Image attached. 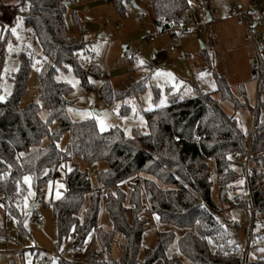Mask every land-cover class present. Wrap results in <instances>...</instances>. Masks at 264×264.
<instances>
[{"label": "trees", "instance_id": "obj_1", "mask_svg": "<svg viewBox=\"0 0 264 264\" xmlns=\"http://www.w3.org/2000/svg\"><path fill=\"white\" fill-rule=\"evenodd\" d=\"M79 1L16 0L13 7L0 1V8L11 16L10 23L18 15L23 19L44 56L35 73L40 103L24 102L32 69L26 54L21 55L13 94L0 100V206L5 219L15 223L13 236L3 226L0 237L8 243L17 241L20 234L28 236L24 177H31L35 200L43 204L48 183L54 184L59 168L70 164L60 196L54 199L52 194L47 203L57 224L59 244L73 242L72 258L63 257L60 249L52 257L58 264H183L177 255H168L178 229L184 232L178 241L179 252L191 264H264V256L254 253L249 257L255 240L247 238L242 246L238 228L226 218L223 207L228 203L244 209L246 224L256 220V211L264 214V120L259 119L264 103L259 100L254 111L234 98L224 78L215 74V92L222 99H231L236 107L255 113L248 142L237 120L224 112L214 93L196 88L190 98L168 91V104L143 112L146 130L133 129L132 136L119 128L101 132L94 120L71 122L67 97L72 89L56 80L58 70L73 68L87 87L91 86L89 76L102 79L99 67L87 69L79 60L87 42L68 34L67 5ZM105 1L120 17H126L129 8L139 10L143 2ZM149 1L153 25L164 29L179 22L190 5L189 0ZM73 21L82 32V21L75 14ZM7 38L8 33L0 35V67ZM145 87L144 81H139L118 90L105 80L99 92L108 102L138 101ZM263 91L264 59L259 70V96ZM41 108L49 112L45 121ZM53 123L57 127L51 130ZM65 133L69 142L61 150L58 143ZM45 138H49L47 144L43 143ZM210 160L214 162L221 205L212 196ZM242 179L248 198L230 201L222 196L226 188L234 189ZM102 199L112 222L109 230L98 225ZM156 224L165 229L158 231L154 245L142 252L144 234ZM248 230L245 227V234ZM249 233L254 235L252 230ZM88 238L91 242L86 245Z\"/></svg>", "mask_w": 264, "mask_h": 264}, {"label": "rangeland", "instance_id": "obj_2", "mask_svg": "<svg viewBox=\"0 0 264 264\" xmlns=\"http://www.w3.org/2000/svg\"><path fill=\"white\" fill-rule=\"evenodd\" d=\"M0 1L9 7L16 4V0ZM189 3L194 7L192 16L194 22L207 25L208 30L202 38L193 33L179 31L173 34L168 28L159 32L150 17L149 0H143L139 10L129 8L126 17H120L113 6L105 0H80L76 4H68L66 12L68 34L71 38L87 42L86 49L80 52V62L82 61L87 69L99 67L102 70L101 80L94 75L88 77L90 87L81 83L73 68L58 70L56 80L72 89L67 97L69 102L67 114L70 121L77 123L94 120L101 132L119 128L126 136H132L133 129L146 130L143 112L168 104V91L179 94L181 98H190L194 96L196 88L202 93H214L224 112L237 120L238 127L243 133L250 134L255 122V113L242 106L236 107L233 100L222 99L215 92L216 74L224 78L232 95L239 102H246L254 111L259 100L264 103V91L259 96L256 78L258 76L257 73L253 74L256 70L252 67L255 44L246 39L245 28L229 16L236 6H247L248 0H189ZM74 14L82 21V32L74 24ZM138 15L144 16L141 22L136 20ZM86 17H89L90 21H85ZM10 18L11 16L0 8V21L3 23L0 25V35L8 33L3 64L0 67V98H2L0 100L4 101L13 94L14 77L21 66V55L26 54L32 61V69L24 102L40 103L35 88V73L44 59L43 53L36 43L33 32L24 25L23 19L18 15L10 23ZM117 26H120L119 31H116ZM13 28L16 29L15 34ZM147 29L156 36L154 42L147 40L145 35ZM109 34L112 35V40L106 41L105 38ZM170 46H173L175 51H170ZM125 47H129L128 52H124ZM257 48L264 49V44L260 40L257 41ZM105 80L118 90H123L130 83L139 81H144L146 87L139 95L138 101L118 99L108 102L99 92L100 84ZM154 91L157 95L155 100ZM124 108L126 110L122 112ZM48 115L49 112L41 108L40 116L44 121ZM259 119L264 120V106L259 110ZM101 124L104 125V130H101ZM56 127L57 124L53 123L50 129ZM48 142L49 138L43 140L44 144ZM68 142L69 134L65 133L58 147L65 150ZM100 166L105 167V164ZM209 166L213 182L212 196L215 202L221 205L220 188L212 160L209 161ZM66 169L70 170L71 165H64L57 171L52 189L54 199L60 196V191L64 188ZM25 177H29L28 182L24 180L26 195L23 202L24 210L28 213L25 221L28 236H24L23 239V235L20 234L17 241L8 243L0 237V241L4 242V245L0 246V264H35L38 259H46L45 264H58L56 259H52V255H55L58 249L66 259L72 258L74 255L71 254L72 240L59 244L57 224L51 209L43 208L41 203L35 200L31 177L28 175ZM91 179L96 185L97 179L94 173L91 174ZM46 190L48 191V187L44 189L45 194ZM225 191L226 197H234L238 201L249 197L243 179L234 189L228 187ZM35 202L36 208L45 216L43 223L34 219L33 211L30 210L32 203ZM223 207L226 218L238 228V241L242 246H245L249 232L252 230L254 235L251 234V238L255 241L253 250L248 251L249 257L253 258L254 253L264 256V214L256 211V220L246 224L244 209L228 203H223ZM98 225L105 230L112 228L104 199L100 202ZM3 226L7 228L10 236H13L15 223L13 220L5 219L0 206V227ZM245 227L249 229L248 234H245ZM163 229L165 226L156 224L146 230L142 252L145 248L154 245L158 231ZM183 233L180 229L175 231V240L168 249V255H177L183 264H191L188 258L179 252L178 241ZM90 242L91 238H88L86 245ZM35 252L38 253L37 256Z\"/></svg>", "mask_w": 264, "mask_h": 264}, {"label": "built area", "instance_id": "obj_3", "mask_svg": "<svg viewBox=\"0 0 264 264\" xmlns=\"http://www.w3.org/2000/svg\"><path fill=\"white\" fill-rule=\"evenodd\" d=\"M194 14L193 5H189L183 13V16L180 18L179 22L171 23L166 28L169 29L173 34L179 31L181 33H193L197 35L199 38L207 32L208 28L206 24H196L192 19ZM230 17L236 19L238 23L245 28V37L246 39L255 44V53L252 57V67L254 70L253 74L257 73L256 77L259 79V70L260 65L262 64V60L264 59V49L261 50L257 48V41L260 40L262 44H264V0H248L247 6L238 5L236 6L232 12L229 14ZM144 19L143 15H138L136 20L141 22ZM86 21H90L89 17L85 18ZM165 28V29H166ZM163 27L158 28L159 32H163L165 30ZM120 30V26L116 27V31ZM146 38L149 42H154L156 36L150 29L145 31ZM106 41L112 40V35L106 36ZM170 51H175L173 46H170ZM258 68V69H257ZM255 78V77H254ZM244 139L246 142L249 140V134H245ZM233 157L238 159L236 156L232 154ZM247 163L246 160L243 161ZM230 201H235L234 197L229 198ZM48 204L45 202L42 204L43 208H47ZM34 219H37L39 223H43L45 221V216L39 211L34 210ZM251 234H249L248 238L251 239ZM24 239V237H23ZM4 242L0 241V246H3ZM54 255H52L53 257ZM46 260V259H45ZM45 260L38 259L35 264H45Z\"/></svg>", "mask_w": 264, "mask_h": 264}, {"label": "crops", "instance_id": "obj_4", "mask_svg": "<svg viewBox=\"0 0 264 264\" xmlns=\"http://www.w3.org/2000/svg\"><path fill=\"white\" fill-rule=\"evenodd\" d=\"M240 25V24H239ZM241 26V25H240ZM54 185H53V181H50L49 183H48V186H46V189H47V187H48V191L46 190V194L44 193V199H45V197H47V199H45L46 201H44V203L46 202V203H48L49 202V200L51 199V195H52V192H53V190L52 189H54V187H53ZM40 205H42V202H41V204ZM33 210H38L37 208H36V202H35V205L33 206Z\"/></svg>", "mask_w": 264, "mask_h": 264}, {"label": "water", "instance_id": "obj_5", "mask_svg": "<svg viewBox=\"0 0 264 264\" xmlns=\"http://www.w3.org/2000/svg\"><path fill=\"white\" fill-rule=\"evenodd\" d=\"M132 5L134 6V7H136V5H135V3L133 2L132 3ZM207 21L209 22L210 21V16L208 15L207 16ZM129 51V47H125L124 48V52H128ZM226 195V191L224 190L223 192H222V196H225ZM35 205V203H32V205H31V207H30V210H32L33 211V206Z\"/></svg>", "mask_w": 264, "mask_h": 264}, {"label": "snow or ice", "instance_id": "obj_6", "mask_svg": "<svg viewBox=\"0 0 264 264\" xmlns=\"http://www.w3.org/2000/svg\"><path fill=\"white\" fill-rule=\"evenodd\" d=\"M12 31H13V34H15L16 29L13 28ZM141 63H143V62L141 61ZM168 75H170V74H168ZM174 87H175V85H174ZM0 99H2V98H0ZM161 103L163 104L164 101L162 100ZM101 130H104V125L103 124H101ZM24 180H25V182H28L29 177H24Z\"/></svg>", "mask_w": 264, "mask_h": 264}]
</instances>
